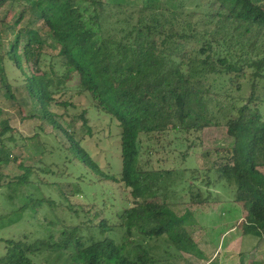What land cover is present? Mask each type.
<instances>
[{"label":"trees","instance_id":"1","mask_svg":"<svg viewBox=\"0 0 264 264\" xmlns=\"http://www.w3.org/2000/svg\"><path fill=\"white\" fill-rule=\"evenodd\" d=\"M9 1L0 0V8ZM17 1H25L23 10L8 25L16 39L0 62L8 59L23 73L38 107L33 117L66 137L65 154L102 181L124 185L134 205L119 211L117 222L99 212L80 225L63 226L59 240L53 235L32 244L6 240L0 264H169L183 255L204 260L189 231L196 225L193 214L179 215L168 201L170 190L181 183L172 179L174 170L144 169L140 137L170 129L199 134L221 125L223 114L234 145L219 151L224 156L213 169L218 183L233 186L236 202L248 207L245 234L264 240V0H207L201 13L183 12L182 2L164 10L152 0L141 5L129 0ZM124 13L130 16L115 18ZM4 23L0 20V42ZM50 37L57 54L48 51ZM3 81L16 100L1 67ZM86 94L92 107L120 128L119 177L106 174L70 130L81 121L92 134L88 108L77 116L68 112L77 107L72 97ZM67 117L72 120L65 126ZM16 135L8 121L0 123V164L17 162L9 154L18 144ZM34 138L41 140L39 133ZM47 152L41 142L39 153ZM25 171L2 182L0 166V190L27 184L33 170ZM194 201L205 204L207 199ZM152 241L163 243L167 261L155 254Z\"/></svg>","mask_w":264,"mask_h":264},{"label":"rangeland","instance_id":"2","mask_svg":"<svg viewBox=\"0 0 264 264\" xmlns=\"http://www.w3.org/2000/svg\"><path fill=\"white\" fill-rule=\"evenodd\" d=\"M144 1L129 0L131 4L140 5L144 4ZM152 1L161 3L164 10L171 11L177 9L179 2H182L186 6L183 12L201 13L207 5V0ZM26 3L31 4L32 0H27ZM24 4L25 1L11 0L0 8V20L6 19V23L2 25L0 56L6 54L10 43L16 39V33L9 29L8 25L18 18ZM206 9L214 8L208 6ZM125 16H130V13L117 14L115 18ZM26 20L22 25L26 24ZM34 28L38 29L40 25ZM49 42L52 44L48 49L49 53L57 54L59 48H54L55 44L51 37ZM255 55L254 53L252 56ZM1 67L5 69L16 100L10 98L5 89V82L0 83V123L8 121L9 125L17 130L18 141L16 147H12L9 153L17 162L10 165L0 164L4 176L2 182H9L22 176L28 167L32 168L33 172L27 184L21 187L6 186L0 190V257L6 253V240H23L32 244L51 235L59 240L63 226L80 225L99 212L102 215L106 214L111 221L117 222L116 214L134 205L130 190L119 183L102 181L91 168L72 159V155L65 154L62 146L65 149L69 148L66 137L58 129L33 117L38 113V107L25 88L23 73L8 59L0 62ZM26 73L29 74L30 70L27 69ZM69 96L68 94L65 98ZM71 101L77 106L68 110L72 116L79 115L86 108L90 110L92 134L87 133L81 121L70 127V130L75 131L76 138L82 140V146L106 174L119 177L122 162L118 124L105 114L98 113L92 107L87 94L80 98L72 97ZM226 105L227 115L231 117L230 103ZM58 110L55 109L60 115L65 112L62 109ZM224 115L219 121L221 125L208 127L199 134H185L170 129L164 134L142 135L141 164L144 169L149 170H174L172 179L178 180L181 185H176L170 190L168 201L179 215L186 212L193 214L196 225L189 231L201 246L207 245V250L200 248L212 258V261L215 262L218 258L224 260L238 257L243 264L246 261L244 258H247L245 252L252 256L251 249L260 243L254 236L243 240V246L247 245L244 249L240 248L239 240L235 243L229 241L227 248H221V237L226 230L235 226L238 228L236 230L238 234L245 232H242V226L247 222L249 215L248 207L236 202L234 187H227L223 181L218 183V174L213 169V164L224 156V153L219 151L230 149L234 145L233 138L228 135L225 126L228 119ZM63 120L62 123L67 126L72 119L67 117ZM41 126H44V130L40 129ZM38 133L41 140L34 138ZM41 142H44L49 150L44 155L39 153ZM178 172L183 173V179ZM209 181L211 184L208 185ZM223 185L226 187L222 188ZM197 198L207 199V202L196 204L194 200ZM74 210L80 211L78 215L74 214ZM99 222L100 219H95L96 225ZM261 243L263 245H259V250L253 255L255 260H264V240ZM151 246L155 248L154 252L161 260L167 261V250L162 242L152 241ZM170 252H173V249ZM247 259L250 260V257ZM168 263L206 264V261L191 255H183L181 258L169 260Z\"/></svg>","mask_w":264,"mask_h":264},{"label":"crops","instance_id":"3","mask_svg":"<svg viewBox=\"0 0 264 264\" xmlns=\"http://www.w3.org/2000/svg\"><path fill=\"white\" fill-rule=\"evenodd\" d=\"M264 170V169H263ZM263 173H264V171H263ZM240 204V203H239ZM225 205H228V204H225ZM240 205H243V204H240ZM231 216V215H230ZM228 229V228H227ZM238 228H236L235 226H233V227H231V229L229 230H226V232L224 233V235L221 237V242H222V244H221V248L223 249V248H227V245L229 244V241L230 242H232V243H235V242H237L238 240L240 241V248L242 249H244V246H246L247 247V245H244L243 246V240L245 239V238H248L249 236H252V235H247V234H245V232H243V231H245V228H244V225L242 226V232H243V234H238V232L236 231ZM219 232H223V231H219ZM233 233V234H232ZM214 237V236H213ZM215 238V237H214ZM213 238V239H214ZM260 243L259 244H256L255 246H254V248L253 249H251V250H253V255H254V253H256L255 251L256 250H259V245H263V243H261V242H263V240H260V239H258L257 237H255ZM214 241V240H213ZM199 243V242H198ZM210 243H211V240H210ZM199 246L200 247H202L204 250H207V245H203V246H201V244H199ZM250 247V246H249ZM201 248V249H202ZM249 250V249H248ZM243 251V250H242ZM250 251V250H249ZM245 252V251H244ZM241 253H243V252H239V254H241ZM247 255H246V257L247 258H249L250 257V260L249 259H247V258H244V261H245V259H246V261H245V263L243 262V264H264V260H255V259H253L254 257H253V255L251 256V255H248V253L247 252H245ZM258 253H259V251H258ZM205 254V259H204V261H206V264H242L241 262H242V260L240 261L239 260V258L238 257H236V258H226V259H224V260H222L221 258L219 259L218 258V260H216L215 262H214V260L212 261V258H210V256L207 254V253H204ZM220 257H221V255H220ZM242 256H240V258H241Z\"/></svg>","mask_w":264,"mask_h":264}]
</instances>
